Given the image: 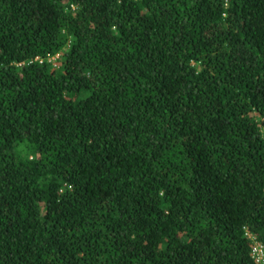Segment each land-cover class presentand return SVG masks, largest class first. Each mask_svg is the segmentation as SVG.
Wrapping results in <instances>:
<instances>
[{"label": "trees", "instance_id": "16d2710c", "mask_svg": "<svg viewBox=\"0 0 264 264\" xmlns=\"http://www.w3.org/2000/svg\"><path fill=\"white\" fill-rule=\"evenodd\" d=\"M245 228L264 0H0V264H256Z\"/></svg>", "mask_w": 264, "mask_h": 264}, {"label": "built area", "instance_id": "2783aa9c", "mask_svg": "<svg viewBox=\"0 0 264 264\" xmlns=\"http://www.w3.org/2000/svg\"><path fill=\"white\" fill-rule=\"evenodd\" d=\"M55 58L50 59L49 62L52 63ZM245 233V235H247V237L252 240V257L255 260L256 264H264V246L257 242L254 236L250 234L246 228Z\"/></svg>", "mask_w": 264, "mask_h": 264}, {"label": "rangeland", "instance_id": "374dc122", "mask_svg": "<svg viewBox=\"0 0 264 264\" xmlns=\"http://www.w3.org/2000/svg\"><path fill=\"white\" fill-rule=\"evenodd\" d=\"M59 58H60V57H56V58L54 59V61L52 62V63H53V66H54L55 68H58V63H57V61L59 60Z\"/></svg>", "mask_w": 264, "mask_h": 264}]
</instances>
